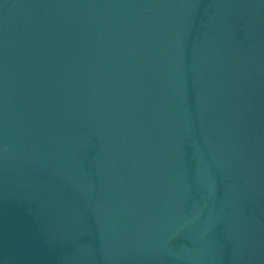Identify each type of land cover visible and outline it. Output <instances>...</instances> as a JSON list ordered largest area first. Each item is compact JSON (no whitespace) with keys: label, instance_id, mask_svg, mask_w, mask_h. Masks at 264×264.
I'll return each instance as SVG.
<instances>
[{"label":"water","instance_id":"obj_1","mask_svg":"<svg viewBox=\"0 0 264 264\" xmlns=\"http://www.w3.org/2000/svg\"><path fill=\"white\" fill-rule=\"evenodd\" d=\"M0 264H264V0H0Z\"/></svg>","mask_w":264,"mask_h":264}]
</instances>
